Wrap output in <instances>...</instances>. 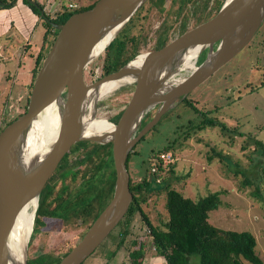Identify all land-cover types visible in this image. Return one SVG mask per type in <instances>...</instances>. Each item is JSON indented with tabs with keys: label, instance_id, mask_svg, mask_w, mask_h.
I'll return each instance as SVG.
<instances>
[{
	"label": "water",
	"instance_id": "obj_1",
	"mask_svg": "<svg viewBox=\"0 0 264 264\" xmlns=\"http://www.w3.org/2000/svg\"><path fill=\"white\" fill-rule=\"evenodd\" d=\"M27 1L36 6L33 0ZM147 1L97 0L91 9L73 14L63 25L50 22L40 10L57 35L35 76L25 112L0 132V264H27L34 222L20 255L10 248L11 231L25 207L33 200L38 202L70 149L79 142L111 144L115 171L111 200L59 264L87 260L118 226L132 202L126 160L133 147L166 113L245 48L264 23V0H224L208 21L160 50L139 54L118 71L86 84L88 65ZM196 48L200 49L197 59L204 53V60L189 71L183 70L184 60ZM120 79H131L125 85H133V90L118 121H107L108 130L90 132L91 122L97 120V102L87 106L89 90ZM52 106L56 108L57 134L43 148L37 127ZM155 108L152 118L138 131Z\"/></svg>",
	"mask_w": 264,
	"mask_h": 264
},
{
	"label": "rangeland",
	"instance_id": "obj_2",
	"mask_svg": "<svg viewBox=\"0 0 264 264\" xmlns=\"http://www.w3.org/2000/svg\"><path fill=\"white\" fill-rule=\"evenodd\" d=\"M6 1L9 5L14 0ZM95 1L39 2L43 4L44 13L53 18L55 11L67 9L69 5L77 6L79 9ZM145 4L143 7L146 8ZM172 4V0H166L164 3L168 13ZM27 10L28 7L21 0H16L15 5L10 8L0 9V51L8 52V58L0 57V128L4 127L5 122L12 121L24 111L27 98L24 86L30 85L29 70L33 63V58L29 56L32 51L26 53L25 43L30 41L32 47L39 46L44 34L41 23L39 24L37 20V23L33 24ZM146 13L144 9L137 20V25L135 21L125 32L127 35L137 33L141 26L139 23L142 24L141 29L145 28ZM161 22L162 19L152 21L150 37L154 36L153 31ZM191 25L192 22L188 27ZM176 37L177 31L172 34V40ZM54 38L52 34L47 42V52ZM151 46L152 41L146 48ZM146 52L150 51H143L140 54ZM204 58L205 54L202 53L196 62L198 60L202 62ZM102 63L103 55H100L88 65L84 71L86 84L100 79L98 76L102 73ZM132 90L131 84L120 86L97 102L95 116L97 120L104 121L100 127L105 128L107 121L112 122V118L123 111ZM187 98L201 111H211L209 117L218 119L227 128L236 129L238 132L223 131L220 127L197 128L201 117L179 102L136 144L137 154L128 162L130 175L135 183H139L145 175L147 162L152 158L151 152L155 153L173 144L171 153H167L171 159L164 162L166 165L171 164L173 171L162 174L161 178L155 180L156 183L175 189L195 202L218 194L219 204L216 210L209 213V223L223 230L253 234L256 239V254L264 262V198L260 193L262 180L260 170L264 168V158L254 145L255 140H258L264 147V23L245 48L192 91ZM146 123L144 120V125ZM79 154L74 152L68 155L67 161L73 170L76 169L74 162ZM158 190L147 196V202L142 208L151 223L160 227L166 221L167 215L164 210V190ZM137 222L145 232V225L139 220L136 224ZM42 223L41 220L33 223L36 237L34 235L31 237L29 242L31 248L28 249L27 257L38 256L44 250L63 253L78 240L79 234L83 231V228L72 224L64 228L55 224L52 228ZM114 243L115 233L107 240L104 248L97 250L96 255L88 258L85 263L128 264L126 249H121L112 258L109 256ZM143 264L165 262L163 258L157 256L154 249H149ZM189 264H200L198 256H192Z\"/></svg>",
	"mask_w": 264,
	"mask_h": 264
},
{
	"label": "trees",
	"instance_id": "obj_3",
	"mask_svg": "<svg viewBox=\"0 0 264 264\" xmlns=\"http://www.w3.org/2000/svg\"><path fill=\"white\" fill-rule=\"evenodd\" d=\"M21 1L36 15L39 24L41 23L44 28L40 49L35 56H31L34 64L31 70V81L27 90L24 113L33 81L47 52V42L52 34L55 37L57 35V31L52 28L46 18L57 25H63L73 14L91 9L97 0L83 8L55 11L53 18L46 14V18L40 15L43 4L39 1L33 0L36 6L31 5L27 0ZM165 1L148 0L145 4L147 7H142L106 48L101 54L103 55V63L100 79L118 71L143 51L160 50L172 41L174 32L177 31V36H180L208 21L218 12L223 2V0H172L173 4L168 13V10L164 8ZM6 2V0H0V9L12 7L15 5L16 0L11 1L9 5ZM144 9L147 11L144 16L147 20L145 28L141 29L142 24L139 23V26H141L137 33L127 35L125 32L135 21L137 25V20ZM171 18L175 19L172 20ZM157 19H162V22L153 31L154 36L150 37V26L152 21L154 22ZM190 22H192V25L188 27ZM150 41H152V46L146 48ZM199 63L201 62L198 60L196 64ZM180 102L201 117L197 128L220 127L223 131L238 132L236 129L227 128L218 119L209 117L208 114H212L211 111H201L188 98ZM120 114L114 117L113 123L118 121ZM148 116L145 117V122L151 119ZM144 120L141 125H144ZM12 121L5 122L4 127ZM4 127L0 128V132ZM238 134L241 135L240 132ZM254 145L264 158V147L261 142L255 140ZM172 146L173 144L170 147H163L155 153L151 152L152 158L147 162L145 175L139 183L134 182L128 171L129 159L137 154L135 148L129 153L126 168L130 177L129 190L132 195V202L118 226L89 259L96 255L99 249L102 250L107 240L112 238L115 233L114 248L110 251V254L109 252L107 254L112 258L121 249H126L127 254L125 255L128 264H143L149 249H154L157 256L163 258L165 264H189L192 256H198L200 264H264L263 260L256 254V239L253 234L223 230L209 223V213L216 210L219 204L218 194L195 202L184 197L175 189L156 183L155 180L159 179L158 177L161 178L162 174L167 171L172 173L173 171L171 164L166 165L159 160L161 154L171 153ZM74 152L80 153L78 159L74 162L76 165L75 170L67 161L68 155ZM260 171L262 175L260 193L261 197L264 198V168ZM114 181L115 171L111 144L99 145L92 142L75 144L62 159L43 188L38 200L34 223L41 220L43 225L45 223V226L52 228L55 227V224H58L61 228L72 224L83 228V231L79 234L78 240L67 247L65 252L58 253L57 251L44 250L38 256L28 257L27 264H59L80 241L93 221L111 200ZM157 190H164V210L167 215L166 221L160 227L151 223L142 208V205L147 202V196ZM138 220L145 225V232H143L141 226H138V222L136 224ZM32 235H36L35 228H33ZM30 248L29 243L28 249L30 250ZM85 261L82 264H86Z\"/></svg>",
	"mask_w": 264,
	"mask_h": 264
},
{
	"label": "bare ground",
	"instance_id": "obj_4",
	"mask_svg": "<svg viewBox=\"0 0 264 264\" xmlns=\"http://www.w3.org/2000/svg\"><path fill=\"white\" fill-rule=\"evenodd\" d=\"M109 38H106L104 42L100 45V50L105 45ZM99 49V48H98ZM199 48L194 49L189 56L184 60L182 64V69L189 71L193 68L194 64L197 61V55ZM139 62V61H138ZM131 79H120L117 81H109L102 84L97 90H89L87 94L88 102L87 106L89 108L95 102H98L105 97H107L112 91L117 89L120 86L130 83ZM106 122V121H105ZM104 121L94 120L89 126L90 132H102L110 128V124L106 122V126L100 127ZM57 118H56V108L54 106L49 107L45 112V115L42 117V120L39 122L37 127V136H39L41 146L43 148L47 147L50 142L54 139L57 134ZM38 202L36 200L31 201L25 209L20 214V217L16 221L11 234H10V248L15 251L17 254H21V247L25 240L28 238L30 231L32 230V223L34 220V214L36 212Z\"/></svg>",
	"mask_w": 264,
	"mask_h": 264
},
{
	"label": "crops",
	"instance_id": "obj_5",
	"mask_svg": "<svg viewBox=\"0 0 264 264\" xmlns=\"http://www.w3.org/2000/svg\"><path fill=\"white\" fill-rule=\"evenodd\" d=\"M38 1H40V2H42V1H44V2H47V0H38ZM48 1H51V0H48ZM27 13H28V15H31V16H29V17H32V23L34 24V23H37V20H38V18L36 17V15H34L33 13H32V11L28 8V10H27ZM44 31V30H43ZM25 45H26V48H25V50H26V53L28 52L29 53V50L30 51H32V53H30V55L29 56H35L36 55V53L39 51V49H40V45L41 44H39V46L38 45H35L34 47H32V45L30 44V41H27L26 43H25ZM46 48H48L47 47V45H46ZM6 50V49H5ZM7 53L8 52H5L4 51V53H2L1 51H0V57L1 58H8L7 57ZM6 55V56H5ZM32 58V57H31ZM33 61V60H32ZM33 64H34V62L31 64V68H30V70H29V72H31V70H32V67H33ZM24 89L25 90H28V85H26V86H24Z\"/></svg>",
	"mask_w": 264,
	"mask_h": 264
},
{
	"label": "built area",
	"instance_id": "obj_6",
	"mask_svg": "<svg viewBox=\"0 0 264 264\" xmlns=\"http://www.w3.org/2000/svg\"><path fill=\"white\" fill-rule=\"evenodd\" d=\"M67 9L68 10H75V9H77V6L69 5ZM100 76H101V73H99V76L98 77L100 78ZM98 77L96 76L95 79H97ZM170 159H171V156L169 154H167V153H163V154H161L159 156V160L162 163H164V162L166 163L167 161H170Z\"/></svg>",
	"mask_w": 264,
	"mask_h": 264
},
{
	"label": "flooded vegetation",
	"instance_id": "obj_7",
	"mask_svg": "<svg viewBox=\"0 0 264 264\" xmlns=\"http://www.w3.org/2000/svg\"><path fill=\"white\" fill-rule=\"evenodd\" d=\"M155 110H156V108H155L152 112H150V113L148 114V115L151 114V115H150V118H152V116L154 115ZM120 115H121V114H120ZM117 116H118V115H117ZM113 120H114V118H112V121H113ZM149 120H150V119H149ZM149 120H148V121H149ZM148 121H147V122H148ZM141 127H143V125H140L138 131L141 129ZM135 146H136V145H135ZM135 146L133 147V149L135 148ZM133 149H132V151H133ZM70 150H71V149H70ZM132 151H131V152H132ZM69 152H70V151H69ZM131 152H130V153H131ZM128 171H129V169H128Z\"/></svg>",
	"mask_w": 264,
	"mask_h": 264
}]
</instances>
